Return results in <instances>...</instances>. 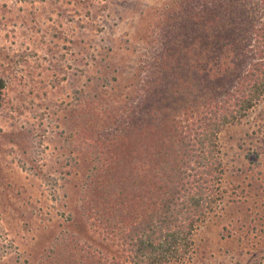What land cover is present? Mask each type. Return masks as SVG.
Listing matches in <instances>:
<instances>
[{"label": "trees", "instance_id": "1", "mask_svg": "<svg viewBox=\"0 0 264 264\" xmlns=\"http://www.w3.org/2000/svg\"><path fill=\"white\" fill-rule=\"evenodd\" d=\"M143 48L121 99L107 76L75 91L68 137L90 165L36 264L183 262L223 200L218 135L264 99V0H170Z\"/></svg>", "mask_w": 264, "mask_h": 264}, {"label": "rangeland", "instance_id": "2", "mask_svg": "<svg viewBox=\"0 0 264 264\" xmlns=\"http://www.w3.org/2000/svg\"><path fill=\"white\" fill-rule=\"evenodd\" d=\"M169 1L0 0V264H36L77 220L90 156L68 137L75 91L107 76L102 93L121 99ZM218 144L223 200L195 231L190 257L172 264H264V99L222 128Z\"/></svg>", "mask_w": 264, "mask_h": 264}]
</instances>
